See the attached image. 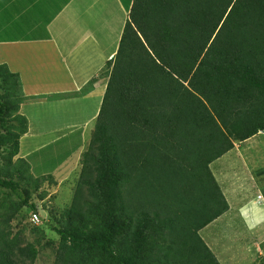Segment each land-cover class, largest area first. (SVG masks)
<instances>
[{"label":"trees","instance_id":"trees-1","mask_svg":"<svg viewBox=\"0 0 264 264\" xmlns=\"http://www.w3.org/2000/svg\"><path fill=\"white\" fill-rule=\"evenodd\" d=\"M129 5L76 190L47 219L35 197L53 177L18 157L28 97L0 63V264H35L46 227L54 264H221L200 235L230 207L210 165L264 129V0Z\"/></svg>","mask_w":264,"mask_h":264},{"label":"crops","instance_id":"crops-1","mask_svg":"<svg viewBox=\"0 0 264 264\" xmlns=\"http://www.w3.org/2000/svg\"><path fill=\"white\" fill-rule=\"evenodd\" d=\"M130 1L0 0V62L20 75L23 93L28 97L20 112L27 117L24 103L33 101V105L60 106L63 113L67 109L65 117L69 118L63 126L43 131L27 117L28 132L21 139L18 157L30 163L31 171L30 150L39 153L46 148L47 142L39 140L40 135H56L52 140L56 143L62 140L60 135L65 129H71L65 158L62 154L55 157L58 148L40 156V163H45L47 156L58 163L54 171L61 166L55 174L65 171L72 154L83 149L85 127L88 129L99 114L108 84L106 65L119 48ZM53 95L63 99L51 101ZM74 129L80 133L79 142L74 140ZM34 143L38 144L33 146ZM41 169L43 175L48 174ZM258 205L253 197L245 206L254 211Z\"/></svg>","mask_w":264,"mask_h":264},{"label":"rangeland","instance_id":"rangeland-1","mask_svg":"<svg viewBox=\"0 0 264 264\" xmlns=\"http://www.w3.org/2000/svg\"><path fill=\"white\" fill-rule=\"evenodd\" d=\"M49 99L58 101L63 97L53 95ZM24 104H26L24 113L30 118L31 124L40 129L44 128L43 131H50L53 127L63 126L69 121V118L65 117L67 109L63 113L60 106L57 108L52 104V106L33 105V101ZM89 126L88 129L87 126L85 127L86 136H83L84 144L81 153L79 152V154V149H77V152L72 154L71 162H67V167L63 168L65 171L55 174L61 169V166L54 171L58 163L51 160L49 156H47L45 163H40L42 160L40 156L43 153L51 154V151L58 148L55 157L59 158L62 154V157L65 158L68 149L66 142L69 140L67 137L70 136L68 131L71 129H65L60 135L62 140L56 143L52 141L57 137L56 135H40L39 140L47 142L44 145L46 148L39 153L34 149L30 150L33 176L40 179L43 176L52 175L53 177V180H46L41 188V191H48L47 197L42 201L35 197L39 212L46 219L47 216L49 217L47 213L49 210H54L55 213L60 214L63 208L70 205L82 170L81 160L83 154L88 150L95 122ZM75 130L77 129L73 130V137L75 136L74 140L79 142L81 140L80 133L76 134ZM37 144L34 143L33 146ZM41 168L46 169L48 174L43 175ZM210 169L220 185L230 209L201 230V237L221 264H264V194H260L261 191L264 193V136L256 134L254 138L247 142L236 143L235 148L215 160L210 165ZM63 175L66 176L63 177ZM178 178L181 187L184 186V189L190 188V178L187 179L186 175H180ZM59 183L62 184L59 185ZM258 195H261V197H258ZM1 196L4 195L1 194ZM253 197L259 202L257 209L254 211H252L253 209L250 210L249 206H245ZM1 200H3V197H1ZM243 206L245 207L243 208ZM25 212V210L22 211L23 214ZM30 227L31 222L28 215L25 217L19 214L11 221L13 232L16 233L22 230L26 240L32 242L35 241L38 234L32 233ZM45 229L46 237L41 242L42 244L51 242L49 246L41 250L35 264H54L55 261L54 250L58 245L59 236L50 227Z\"/></svg>","mask_w":264,"mask_h":264},{"label":"built area","instance_id":"built-area-1","mask_svg":"<svg viewBox=\"0 0 264 264\" xmlns=\"http://www.w3.org/2000/svg\"><path fill=\"white\" fill-rule=\"evenodd\" d=\"M259 134L264 136V129L260 130L259 131ZM32 220L37 222L38 221V217L36 215L32 216Z\"/></svg>","mask_w":264,"mask_h":264},{"label":"clouds","instance_id":"clouds-1","mask_svg":"<svg viewBox=\"0 0 264 264\" xmlns=\"http://www.w3.org/2000/svg\"><path fill=\"white\" fill-rule=\"evenodd\" d=\"M259 134V133H258Z\"/></svg>","mask_w":264,"mask_h":264}]
</instances>
